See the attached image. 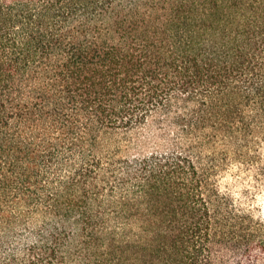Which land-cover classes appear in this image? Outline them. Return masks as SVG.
Segmentation results:
<instances>
[{
	"label": "trees",
	"instance_id": "trees-1",
	"mask_svg": "<svg viewBox=\"0 0 264 264\" xmlns=\"http://www.w3.org/2000/svg\"><path fill=\"white\" fill-rule=\"evenodd\" d=\"M0 264H264V0H0Z\"/></svg>",
	"mask_w": 264,
	"mask_h": 264
},
{
	"label": "rangeland",
	"instance_id": "rangeland-1",
	"mask_svg": "<svg viewBox=\"0 0 264 264\" xmlns=\"http://www.w3.org/2000/svg\"><path fill=\"white\" fill-rule=\"evenodd\" d=\"M134 139L136 140L135 148L142 147L146 151H151L158 145L165 144V139L160 135L156 126L146 127L145 130L135 134Z\"/></svg>",
	"mask_w": 264,
	"mask_h": 264
}]
</instances>
